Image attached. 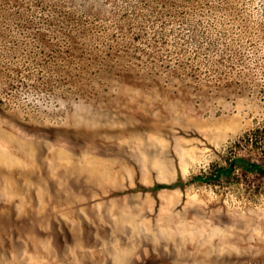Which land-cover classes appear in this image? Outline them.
Wrapping results in <instances>:
<instances>
[{"label":"rangeland","instance_id":"1","mask_svg":"<svg viewBox=\"0 0 264 264\" xmlns=\"http://www.w3.org/2000/svg\"><path fill=\"white\" fill-rule=\"evenodd\" d=\"M240 158L264 0H0V264H264Z\"/></svg>","mask_w":264,"mask_h":264},{"label":"trees","instance_id":"2","mask_svg":"<svg viewBox=\"0 0 264 264\" xmlns=\"http://www.w3.org/2000/svg\"><path fill=\"white\" fill-rule=\"evenodd\" d=\"M237 163H240L241 166H245L247 170H249L250 172L252 173H259V174H262L264 175V163H259V162H252V161H249V160H246V159H239V160H236V164ZM237 167V166H235ZM235 170L234 167H230V168H225V167H221L219 169V175H223L225 173H233ZM198 180H201V181H209L207 178H203L201 176L197 177L196 180H192V181H189V182H184L183 180H179L177 181L176 183H173V184H158L156 186H154L153 188H151L152 190H159V189H163V188H178V187H186L187 185L189 184H192L194 183V181H198ZM145 189V188H144Z\"/></svg>","mask_w":264,"mask_h":264}]
</instances>
